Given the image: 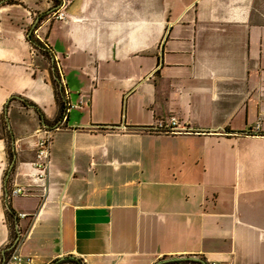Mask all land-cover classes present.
<instances>
[{
	"label": "crops",
	"instance_id": "obj_1",
	"mask_svg": "<svg viewBox=\"0 0 264 264\" xmlns=\"http://www.w3.org/2000/svg\"><path fill=\"white\" fill-rule=\"evenodd\" d=\"M58 9L65 20L54 18ZM32 34L49 46V63ZM6 113L0 262L12 240L9 205L17 252L31 264H156L171 255L264 264V0L2 4ZM172 115L193 131L143 130ZM45 129L53 135L39 180ZM11 187L28 193L6 202Z\"/></svg>",
	"mask_w": 264,
	"mask_h": 264
},
{
	"label": "built area",
	"instance_id": "obj_2",
	"mask_svg": "<svg viewBox=\"0 0 264 264\" xmlns=\"http://www.w3.org/2000/svg\"><path fill=\"white\" fill-rule=\"evenodd\" d=\"M53 16L57 20H65L66 13L58 9L56 12L53 13ZM57 128L56 130H58ZM147 133L150 134H163V135H181L185 133H190L193 131V128L190 124L182 122L180 117L177 115H172L168 119H161L155 122L153 125L149 127H144ZM43 135L39 138L37 142V151L36 153V160L33 164V169L36 171L37 179L43 180L47 176V168H49V157L51 151V143H52V135L53 131L45 129L43 130ZM28 191L22 187H11L7 189L6 192V202L12 197H18L27 194ZM20 216V217H24ZM17 237L13 242V246L11 247V253L9 258L6 260V264H31L32 259L28 257H23L18 254L17 249L21 242V233L19 228L17 227V232H15ZM13 241V240H11ZM11 242L8 244L10 245ZM216 264V263H213Z\"/></svg>",
	"mask_w": 264,
	"mask_h": 264
},
{
	"label": "trees",
	"instance_id": "obj_3",
	"mask_svg": "<svg viewBox=\"0 0 264 264\" xmlns=\"http://www.w3.org/2000/svg\"><path fill=\"white\" fill-rule=\"evenodd\" d=\"M16 0H0V6L2 4H13L15 3ZM32 34L29 36V40L34 43V46L36 49L41 50L44 52V54L48 55L49 53V46L41 43L39 40H36ZM59 77V75H58ZM57 78V76L55 77ZM57 83V81L55 80ZM59 94V99H60V106L61 110L63 111L66 106V102L63 99V97L60 94V91L57 93ZM64 96V93L62 94ZM8 219L10 221L11 229H12V240L11 244L8 245L6 248H4L2 254H1V262L0 264H6V260L9 258L10 253H11V247L13 246V242L15 241L17 235L15 231V222H14V217L17 216L16 213L10 208L8 211ZM54 264H82V261L77 260L76 258L73 257H67L63 260L57 259L54 261ZM156 264H209L207 259L203 256L200 255H181V256H176V255H171V256H164L161 259H159Z\"/></svg>",
	"mask_w": 264,
	"mask_h": 264
},
{
	"label": "rangeland",
	"instance_id": "obj_4",
	"mask_svg": "<svg viewBox=\"0 0 264 264\" xmlns=\"http://www.w3.org/2000/svg\"><path fill=\"white\" fill-rule=\"evenodd\" d=\"M45 58L47 59V62L49 63L50 62V58H49V55H45ZM57 85L59 86V84L57 83ZM58 86H57V89H58ZM0 126H1V134L0 136H3L5 138L8 139V144H9V148L11 147V139H10V130L8 128V125L4 119V114L1 115L0 117ZM9 162H11L12 160V155L9 157ZM10 167V163L8 164V167H6V169L8 170ZM16 229V227H15Z\"/></svg>",
	"mask_w": 264,
	"mask_h": 264
},
{
	"label": "water",
	"instance_id": "obj_5",
	"mask_svg": "<svg viewBox=\"0 0 264 264\" xmlns=\"http://www.w3.org/2000/svg\"><path fill=\"white\" fill-rule=\"evenodd\" d=\"M58 79V78H57ZM60 90H61V92H63V90H62V86L60 87ZM8 114L6 113V117H5V119H6V122H7V125L9 126V121H8ZM10 127V126H9ZM14 150H16V148H15V145H14V147H13V152H14ZM14 157H15V159H16V155H15V153H14ZM8 209H10V207H9V205H8ZM54 264V263H53Z\"/></svg>",
	"mask_w": 264,
	"mask_h": 264
}]
</instances>
